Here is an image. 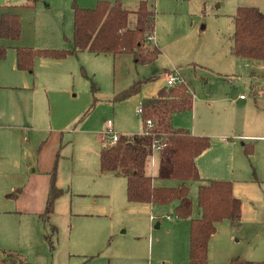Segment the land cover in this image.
I'll return each instance as SVG.
<instances>
[{
    "label": "rangeland",
    "instance_id": "1",
    "mask_svg": "<svg viewBox=\"0 0 264 264\" xmlns=\"http://www.w3.org/2000/svg\"><path fill=\"white\" fill-rule=\"evenodd\" d=\"M73 1L38 0L35 7H26L27 0H0V13L7 3L12 9V5L21 6L17 12L22 16V41L28 47L71 49ZM97 1L78 0L83 7H94ZM140 1L123 0V4L135 11ZM147 1L156 11L154 35L161 49L151 64H137L127 54L115 58L84 51L62 60L37 58L30 74L17 68L13 46L0 61L5 69L13 62L21 86L30 84L26 86L32 89L37 83L36 91L0 88L5 112L8 93H19L21 99L34 96L37 102L36 114L30 105L27 119L0 118L2 124H16L0 127L6 155L0 159V224L12 219L17 231L4 242L5 248L0 246V264H189L190 219L178 218L175 205L169 215L155 219L157 211L151 212V205L128 201L124 177L100 171L105 123L113 120L120 134L141 132L140 103L167 85L170 71L189 84L194 96L191 110L173 115V126L211 138L208 152L216 157L217 178L233 181L234 194L242 201L238 224L224 220L217 225L209 241L208 263L264 262V144L258 149L256 142L251 145V140L239 137L251 133L240 128L242 121L264 122V61L231 52L237 6H252V0ZM135 22L131 14L130 26ZM6 42L0 39V44ZM137 81L144 82L141 92L118 103L112 101L116 92ZM223 138L234 144H222ZM250 146L253 153L248 155L245 149ZM8 152H20L29 165H16ZM55 154L57 167L50 173L41 170L50 167ZM158 164L150 160L151 175L157 174ZM230 165L233 170H228ZM225 167L227 171L222 170ZM53 174L57 186L68 192L55 202L51 223L58 233L52 237V246L46 239L51 226L40 220V214ZM204 183H191L194 218L200 216L198 187ZM157 184L173 187L178 182ZM15 193L17 197L8 196ZM9 211L18 213H3ZM144 217H152L147 225ZM160 219L161 226L155 228ZM89 220L102 221L107 228L101 246L93 250L80 241ZM3 249L11 255L3 254Z\"/></svg>",
    "mask_w": 264,
    "mask_h": 264
},
{
    "label": "trees",
    "instance_id": "2",
    "mask_svg": "<svg viewBox=\"0 0 264 264\" xmlns=\"http://www.w3.org/2000/svg\"><path fill=\"white\" fill-rule=\"evenodd\" d=\"M38 0H27L26 7H35ZM21 7V6H19ZM15 9V8H13ZM73 37L71 49L17 48V67L32 72L37 58L62 60L79 52L97 55H131L137 64L155 62L161 49L149 37L155 33L156 11L147 0H141L137 9H127L123 0H98L94 7H83L78 0L71 5ZM135 15V25L130 26V16ZM235 32L231 52L237 57L264 61V13L255 6H238L234 14ZM22 36V16L17 11L0 13V39L16 42ZM8 48L0 44V60L7 56ZM170 74H173L170 71ZM153 79V78H152ZM144 82L137 81L115 93L112 101L118 103L141 92ZM194 96L184 80L174 86L162 87L153 98L142 101L141 120L143 132L120 134L117 142L106 141L100 151L102 173H112L126 179V195L131 203H145L160 209H170L180 219L189 218V264H209L208 246L224 220L240 222L242 201L235 196L230 180L211 179L198 187L200 216L193 217L194 203L191 183L201 181L197 158L211 147L209 136L193 135L186 129L173 126V115L193 108ZM150 120L153 125H148ZM162 145L155 176L148 172L153 147ZM251 155L253 148L245 150ZM157 181H176L173 187L160 186ZM66 191L57 186L53 174L46 207L40 220L51 226L47 241L58 233L51 223L56 200ZM236 264L244 263L236 259Z\"/></svg>",
    "mask_w": 264,
    "mask_h": 264
},
{
    "label": "crops",
    "instance_id": "3",
    "mask_svg": "<svg viewBox=\"0 0 264 264\" xmlns=\"http://www.w3.org/2000/svg\"><path fill=\"white\" fill-rule=\"evenodd\" d=\"M6 2H8V1H6ZM252 3H253V4H251L252 6L258 7L264 13V0H252ZM19 6L20 5H16V6L12 5L11 7L15 8V9H12V8L9 7V5L7 3V5H4V8H5V10H9L10 9V10H14V11H19V9H20ZM240 6H245V5H240ZM237 8H238V6H237ZM19 14H20V12H19ZM22 37H23V32H22V36H21L20 40H18L16 42L8 41V42L3 43V44L6 45L7 48L13 46L15 48L16 52H17V48H19V47H28L27 46L28 44H26V43H24L22 41ZM156 39L157 38H155V40ZM155 42L158 45L157 41H155ZM14 56L16 57V54L13 55V57ZM46 59L47 58H42L41 60H46ZM41 60H39L38 62L40 64H44L45 61H41ZM49 60L51 61V60H56V59H49ZM12 63L13 62L10 61V68L9 69H5L3 67V65H0V88L8 90V91L9 90L31 89L30 88L31 86H26V85H30V84H25V86H21L20 83H22V82H20L21 79H19L18 73H15L12 70ZM20 71H22V70H20ZM28 73L33 74L34 70L32 72L28 71ZM173 74H175V73L173 72ZM36 88H37V83H35V85H33L32 89L34 91H36ZM158 91H157V93H158ZM19 95H20L19 93H16L15 95H14V93H8L9 106L7 108V112H5V110H4V107H7L6 106L7 104L5 102H3V98H2V101L0 100V118L3 115H5L2 119H8V120H11V121H18L19 119H23V118L27 119L28 115H29V106L31 105V112H33L35 110V108H37V102H36L34 96L33 97L29 96V97H26L24 99H21V98H19ZM8 96H7V98H8ZM29 99H30V101H29ZM147 99H149V98H147ZM14 100H17V102H15ZM143 100H145V99H143ZM142 101H141L140 104H142ZM34 114H36L35 111H34ZM40 118H41V115H40ZM109 121H111V120H108L105 123L106 129L108 127V122ZM172 122H173V120H172ZM2 123L3 122H0V127L2 125H5V126H14V125H16V124H13L12 122L5 123V124H2ZM111 124H112V127H113L114 131H115V126H114V121L113 120L111 121ZM24 125H26V124L25 123L18 124L17 127H21V126H24ZM240 128H244L247 131H250L251 133L248 134V135H241L239 137H243V138H247L248 140H251V142H249L251 145H253L252 142H256V146L258 147V149L264 144V122H261V121L260 122L250 121L248 123V121H242V123L240 125ZM142 132H143V130L141 132H139V133H142ZM116 133L118 135H120L119 132H116ZM194 133H192V134L193 135H197V134H194ZM197 136H206V135H197ZM25 140L28 141L29 138L25 137ZM106 140L107 139H104V136H103V141L106 142ZM4 141H5V135H4V133L0 132V159L6 157V155L4 154L3 149H2ZM221 143L222 144H226L227 146H229L231 144L232 145L234 144L233 142H230L228 140V138H223V142H221ZM250 148H251V146H250ZM7 157L11 158L14 161V163H16V165H20V166H25V165L28 166L29 165V162L26 161L25 156L23 154H21L20 152H10V153L8 152L7 153ZM99 158H100V156H99ZM55 161H56V154L54 155L53 159L51 160L50 167L48 166V167L40 168V169L44 170L47 173H50L51 169L54 166L57 167V165L55 163L58 162V155H57V161L56 162ZM156 162L158 163L159 160L156 161ZM156 162H155V165H156ZM39 164L40 163H38V165ZM197 165H198V168H199V171H200V174H201L202 181L204 180L205 183L207 181L213 179L211 177H214V179H219V178H217V175H219L220 170H219V166L217 164L216 157L214 156V154L209 153L208 150L203 152L197 158ZM261 167L264 170V160L262 161ZM228 168H229L228 170H230V169L233 170V165H230ZM222 170L227 171V168L225 167ZM100 171H101V169H100ZM207 173H210V174H207ZM108 174H112V173H108ZM112 175L116 176L115 174H112ZM202 175H207V177H210V178L203 179ZM56 181H57V179H56ZM50 184L51 183H49V188H50ZM49 188H48V192H49ZM62 189H64V188H62ZM65 191L68 192V190H65ZM48 192H47V197H48ZM8 196L17 197L18 195L15 193V194H10ZM46 202H47V200H46ZM45 207H46V205H45ZM163 210H168L169 211L170 209H160V208H158L156 206L151 205V212H154V211L156 212L157 211V213H158V212L163 211ZM3 213H5V214H13V213H18V212L17 211H9V212H3ZM150 218H152V217H144L146 225L148 224V221H149ZM161 218H163V217H161ZM146 219H147V221H146ZM155 219H159V218L155 217ZM161 223H162V220L160 219V221H158L155 224V228H159L161 226ZM190 223H191V221H190ZM73 224L75 225V221H73ZM106 229H107L106 225L102 221H99V220L90 221L89 220L86 223L85 228L80 232V241H81V243H84L85 247L88 248V249H91V250H93V249H95L97 247H100L101 244H102L103 235H104V233H106L105 232ZM16 232H17L16 231V222L15 221L13 222L12 219H10L9 221L6 219V221H4L3 224H0V246H2V247L4 246V248H5L6 245L4 244V242L10 241L14 237ZM1 252H3V254H7V255L9 253H11V252L7 253V250H5V249L1 250ZM10 255H8V256H10ZM15 261H16L15 263H17V260H15ZM18 264H23V263L22 262H18Z\"/></svg>",
    "mask_w": 264,
    "mask_h": 264
},
{
    "label": "built area",
    "instance_id": "4",
    "mask_svg": "<svg viewBox=\"0 0 264 264\" xmlns=\"http://www.w3.org/2000/svg\"><path fill=\"white\" fill-rule=\"evenodd\" d=\"M5 1H10V0H5ZM149 39L152 42H155V35L152 34L149 37ZM182 81H183V79L179 75L171 74V75H169V78H168V81H167V86H174L177 83L182 82ZM142 112H143L142 105H140L138 113L142 114ZM148 125L152 126L153 123L150 120H148ZM103 136H104V139H107V140H109V141H111L113 143L118 141L119 135L114 131V129L112 127V124H111V121L108 122V127H107V130H106V133ZM161 149H162V145H160V144L154 145L152 156H151L153 165L155 164L156 156L159 155V152H160Z\"/></svg>",
    "mask_w": 264,
    "mask_h": 264
},
{
    "label": "water",
    "instance_id": "5",
    "mask_svg": "<svg viewBox=\"0 0 264 264\" xmlns=\"http://www.w3.org/2000/svg\"><path fill=\"white\" fill-rule=\"evenodd\" d=\"M166 215H169V211L163 210V211H160L156 214V218H161V217L166 216Z\"/></svg>",
    "mask_w": 264,
    "mask_h": 264
}]
</instances>
